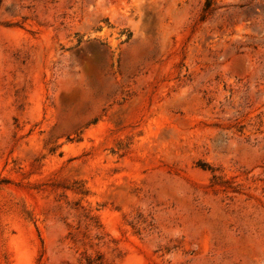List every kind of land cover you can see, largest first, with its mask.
<instances>
[{"label":"rangeland","instance_id":"obj_1","mask_svg":"<svg viewBox=\"0 0 264 264\" xmlns=\"http://www.w3.org/2000/svg\"><path fill=\"white\" fill-rule=\"evenodd\" d=\"M0 0V264H264V0Z\"/></svg>","mask_w":264,"mask_h":264},{"label":"trees","instance_id":"obj_2","mask_svg":"<svg viewBox=\"0 0 264 264\" xmlns=\"http://www.w3.org/2000/svg\"><path fill=\"white\" fill-rule=\"evenodd\" d=\"M213 1H214V0H206V1H205V9H208V8L212 5ZM91 264H92V263H91Z\"/></svg>","mask_w":264,"mask_h":264}]
</instances>
